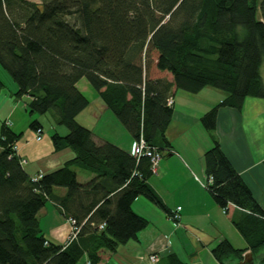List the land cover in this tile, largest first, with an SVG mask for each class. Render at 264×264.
Segmentation results:
<instances>
[{"label": "trees", "instance_id": "trees-1", "mask_svg": "<svg viewBox=\"0 0 264 264\" xmlns=\"http://www.w3.org/2000/svg\"><path fill=\"white\" fill-rule=\"evenodd\" d=\"M37 1L0 0V64L17 86L15 98L28 97L29 114L52 112L54 123L66 127L64 136L54 132L50 139L56 151L70 148L74 157L32 181L14 149L21 133L1 122L0 264H74L83 255L98 264L146 227L131 209L137 197L170 213L147 183L148 157L97 145L76 122L89 104L76 87L82 78L135 141L141 135L161 156L170 147L167 100L174 92H225L200 118L212 140L203 154L204 188L246 247L223 239L211 254L219 264L240 261L246 251L258 256L264 212L211 132L219 107L240 110L247 97L264 99V0ZM29 127L41 131L37 120ZM75 167L94 176L79 183ZM54 188L65 193L57 196ZM46 200L74 221L71 241L60 244L41 232L37 214Z\"/></svg>", "mask_w": 264, "mask_h": 264}, {"label": "crops", "instance_id": "crops-1", "mask_svg": "<svg viewBox=\"0 0 264 264\" xmlns=\"http://www.w3.org/2000/svg\"><path fill=\"white\" fill-rule=\"evenodd\" d=\"M167 80L172 78L167 77ZM76 87L82 92L77 84ZM225 95L222 90L212 87H204L195 94L181 90L174 92L172 117L165 131L170 147L162 152L157 171L147 183L165 209H180L179 221L170 220L160 206L142 196L137 197L131 209L147 220L146 227L137 233L136 238L118 244L114 252L102 254L98 264H151L149 253L159 255L157 264H172L170 256L185 264H219L211 250L221 240H228L227 235H236L232 230L236 229L204 188L203 154L211 148L212 140L200 118L218 105ZM21 99L25 108L26 97ZM13 114L11 108L5 114L8 122ZM37 121L44 132L42 123L39 119ZM76 122L91 131L95 144L110 142L133 154L136 141L99 96L94 102L89 101L76 116ZM9 125L12 131L21 133L14 149L29 177L55 170L74 157L70 148L56 151L50 139L51 133L64 136L66 132L61 134L53 127L49 130V137L36 139L34 129L28 127L27 131L18 132L11 122ZM211 134L264 212V99L247 97L240 110L219 107ZM74 171L77 181L82 184L94 176L78 167ZM53 193L61 196L65 190L54 188ZM37 219L41 232L48 239L60 244L68 242L71 221L62 215L54 202L46 200ZM74 264H88L86 256Z\"/></svg>", "mask_w": 264, "mask_h": 264}, {"label": "rangeland", "instance_id": "rangeland-1", "mask_svg": "<svg viewBox=\"0 0 264 264\" xmlns=\"http://www.w3.org/2000/svg\"><path fill=\"white\" fill-rule=\"evenodd\" d=\"M29 1L38 2L37 0H29ZM261 75L264 82V65H262L261 67ZM0 80L2 82V85H0V124L1 122L4 121L8 122V117L5 116V114L11 108L13 109L14 114L11 117V119H9L10 120L9 122H11L13 126H15L14 128L19 130L18 132L27 131L29 129L28 128L29 124L32 121L39 119L43 125V130H44V132L41 131L40 138L49 137V130L53 127L56 128L61 134H63L64 132L67 133L66 127L60 125L58 126L54 124L51 118L52 112H47L44 114H37V113L29 114V112L25 108H23L24 100H22L21 98H15V92L17 90V86L1 64H0ZM77 86L83 92L84 96H86V98L89 99L90 102H94V100L98 97L97 92L88 84L87 80H85L84 78L78 81ZM112 131L115 134L114 130ZM232 230L236 235H232V236L227 235L228 241H230L231 245L236 249L244 248L245 247L244 240L237 233L236 230L234 229ZM258 256L260 258H264V248H262L258 252Z\"/></svg>", "mask_w": 264, "mask_h": 264}, {"label": "built area", "instance_id": "built-area-1", "mask_svg": "<svg viewBox=\"0 0 264 264\" xmlns=\"http://www.w3.org/2000/svg\"><path fill=\"white\" fill-rule=\"evenodd\" d=\"M28 98V97H26ZM31 99V98H30ZM173 101L172 99H168L167 100V105L168 106H172ZM36 139H40V130H36ZM134 157L139 158L140 156H145L148 157L149 159V163H150V170L152 172V174H155L158 168V163L159 160L161 158V155L158 153V151L154 148L151 147L149 145H147L145 143V141L143 140L142 136L140 135L138 140L135 143V149L134 152L132 154ZM23 161L21 160V163ZM42 174H37L35 176L32 177V181H37L38 179L41 178ZM179 208H175L172 211H170V213L168 214V218L172 221H179ZM71 224H72V231L70 233V236L68 238V242L71 241L72 239L75 238L76 234L78 233V228L74 227V221L70 220ZM103 225H100L99 228H102ZM148 260L151 264H157V262L159 261V255L157 253H149L148 254Z\"/></svg>", "mask_w": 264, "mask_h": 264}, {"label": "water", "instance_id": "water-1", "mask_svg": "<svg viewBox=\"0 0 264 264\" xmlns=\"http://www.w3.org/2000/svg\"><path fill=\"white\" fill-rule=\"evenodd\" d=\"M256 258H260V257L254 256L251 251H246L243 254L242 259L240 261L228 262L227 264H254ZM260 259H261V263L259 264H264V258H260Z\"/></svg>", "mask_w": 264, "mask_h": 264}, {"label": "flooded vegetation", "instance_id": "flooded-vegetation-1", "mask_svg": "<svg viewBox=\"0 0 264 264\" xmlns=\"http://www.w3.org/2000/svg\"><path fill=\"white\" fill-rule=\"evenodd\" d=\"M259 263H261V259L260 258H256L254 264H259Z\"/></svg>", "mask_w": 264, "mask_h": 264}]
</instances>
